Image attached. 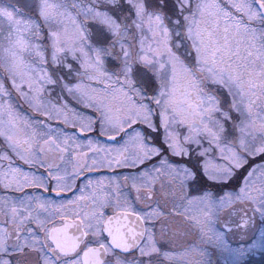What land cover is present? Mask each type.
<instances>
[{
	"label": "snow or ice",
	"instance_id": "6c2138e0",
	"mask_svg": "<svg viewBox=\"0 0 264 264\" xmlns=\"http://www.w3.org/2000/svg\"><path fill=\"white\" fill-rule=\"evenodd\" d=\"M210 249L264 253V0H0V264Z\"/></svg>",
	"mask_w": 264,
	"mask_h": 264
},
{
	"label": "flooded vegetation",
	"instance_id": "af4514ba",
	"mask_svg": "<svg viewBox=\"0 0 264 264\" xmlns=\"http://www.w3.org/2000/svg\"><path fill=\"white\" fill-rule=\"evenodd\" d=\"M210 251L213 252V259L217 260L219 264V262L222 261L223 256L213 249H210ZM247 264H264V253L256 252L252 255H249Z\"/></svg>",
	"mask_w": 264,
	"mask_h": 264
},
{
	"label": "rangeland",
	"instance_id": "374dc122",
	"mask_svg": "<svg viewBox=\"0 0 264 264\" xmlns=\"http://www.w3.org/2000/svg\"><path fill=\"white\" fill-rule=\"evenodd\" d=\"M233 246H237V241H233Z\"/></svg>",
	"mask_w": 264,
	"mask_h": 264
}]
</instances>
